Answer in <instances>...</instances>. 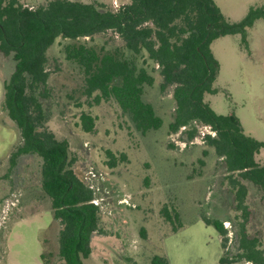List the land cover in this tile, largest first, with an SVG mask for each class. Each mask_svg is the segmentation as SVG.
<instances>
[{
    "label": "rangeland",
    "instance_id": "obj_1",
    "mask_svg": "<svg viewBox=\"0 0 264 264\" xmlns=\"http://www.w3.org/2000/svg\"><path fill=\"white\" fill-rule=\"evenodd\" d=\"M47 1L21 0L33 7ZM98 1L118 9L130 0ZM215 1L235 23L252 8L264 9V0ZM247 40V50L238 34L212 43L220 65L216 81L219 92L207 94L205 100L217 114L234 113L247 135L264 142V18L248 29ZM78 42L99 52L120 51L145 69L154 84L144 85L143 100L163 120L159 130L140 132L114 100L95 104L85 94L83 70L65 55L69 40L58 38L48 50L49 91L43 100L46 128L58 140L68 141L73 168L82 180L93 169L106 176L103 186L110 191L101 214V230L92 239V255L85 263L152 264L159 256L169 264H220V235L205 218L224 221L229 231L225 253L235 251V241H231L244 220L236 209L235 191L224 161L199 135L188 141L184 130L170 133L176 109L175 87L162 90L164 78L147 52L133 54L114 31ZM15 65L13 55L0 52V264H40L42 253L48 264H61V225L54 219L51 200L42 189L43 160L26 155L14 167L10 163L22 143L18 127L3 110L4 83ZM83 113L94 119L92 132H85L81 126ZM109 152L120 160L125 155L126 160L111 168ZM256 159L264 164V150ZM239 179L247 188V231L264 242L263 193L252 182ZM124 197L130 198L132 206L119 203ZM165 206L173 219L177 211L179 219L168 222L162 213Z\"/></svg>",
    "mask_w": 264,
    "mask_h": 264
},
{
    "label": "trees",
    "instance_id": "obj_2",
    "mask_svg": "<svg viewBox=\"0 0 264 264\" xmlns=\"http://www.w3.org/2000/svg\"><path fill=\"white\" fill-rule=\"evenodd\" d=\"M261 18L264 9L252 8L242 21L231 22L215 0H130L119 9H110L98 0H48L38 7L26 6L21 0H0V52L13 55L16 62L13 74L4 83L3 110L18 127L22 139L10 163L14 167L26 155L43 160L42 189L51 200L54 219L61 225V264H86L93 251L92 239L101 230L102 211L92 203L93 192L73 168L68 141L58 140L46 128L43 100L49 91L48 50L58 38L69 40L64 49L66 58L83 70L85 94L95 104L114 100L144 134L163 126L153 106L143 100L144 85L154 84L145 69L138 68L120 51L99 52L78 42L107 31H114L133 54L147 52L164 78L162 90L175 87L176 109L170 133L187 127V139L191 141L199 134L196 124L210 126L216 132L215 137L208 135L205 141L224 161L235 191L236 209L244 219L231 241H235V251L225 253L229 231L224 221L205 218L221 237L220 264H264V242L247 231V188L239 179L259 187L264 198V164L256 159L264 150V142L247 135L234 113L217 114L205 100L207 94L219 92L216 81L220 65L212 43L238 34L247 50L248 29ZM81 126L85 132H92L93 117L83 113ZM108 154L111 168L126 160L125 155L120 160ZM162 213L168 222L180 217L176 211L173 219L167 206ZM41 259L48 264L44 253ZM152 264L169 262L155 256Z\"/></svg>",
    "mask_w": 264,
    "mask_h": 264
},
{
    "label": "built area",
    "instance_id": "obj_3",
    "mask_svg": "<svg viewBox=\"0 0 264 264\" xmlns=\"http://www.w3.org/2000/svg\"><path fill=\"white\" fill-rule=\"evenodd\" d=\"M117 9V8H116ZM119 9V8H118ZM199 130V136L202 140H205L208 135L215 137L216 132L207 125H198L196 124ZM187 127H182L181 130H186ZM106 176L100 172L94 171L93 169L89 170L85 177L83 178L84 184L93 192L94 199L92 203L98 206L103 212L106 207L107 197L110 195V191L107 187L103 186ZM120 204H124L126 206H132L130 203L129 197H124L119 201ZM252 264V263H248Z\"/></svg>",
    "mask_w": 264,
    "mask_h": 264
},
{
    "label": "crops",
    "instance_id": "obj_4",
    "mask_svg": "<svg viewBox=\"0 0 264 264\" xmlns=\"http://www.w3.org/2000/svg\"><path fill=\"white\" fill-rule=\"evenodd\" d=\"M130 3V1L129 2H126V3H123L122 5H125V4H129ZM29 6H31V7H33V5H29ZM220 241H221V237H220ZM222 254H223V250H222ZM90 259V258H89ZM42 260V259H41ZM220 261V260H219ZM220 263V262H219ZM40 264H45L44 263V261L42 260V262L40 263Z\"/></svg>",
    "mask_w": 264,
    "mask_h": 264
}]
</instances>
